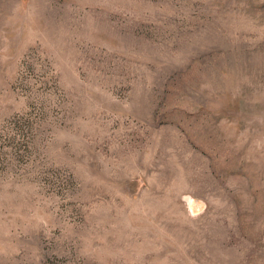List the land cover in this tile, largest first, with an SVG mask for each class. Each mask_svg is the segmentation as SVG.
<instances>
[{
	"label": "rangeland",
	"instance_id": "374dc122",
	"mask_svg": "<svg viewBox=\"0 0 264 264\" xmlns=\"http://www.w3.org/2000/svg\"><path fill=\"white\" fill-rule=\"evenodd\" d=\"M0 264H264V0H0Z\"/></svg>",
	"mask_w": 264,
	"mask_h": 264
}]
</instances>
